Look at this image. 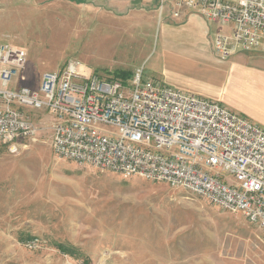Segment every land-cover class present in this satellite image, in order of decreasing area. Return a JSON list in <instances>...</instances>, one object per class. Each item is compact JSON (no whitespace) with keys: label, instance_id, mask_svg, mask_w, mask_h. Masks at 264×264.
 <instances>
[{"label":"rangeland","instance_id":"374dc122","mask_svg":"<svg viewBox=\"0 0 264 264\" xmlns=\"http://www.w3.org/2000/svg\"><path fill=\"white\" fill-rule=\"evenodd\" d=\"M75 13L0 0V43L28 54L22 86L70 61L125 82L118 73L163 70L159 34L124 37L96 19L76 30ZM30 116L41 126L37 137L15 152L0 145V264H264V232L245 217L165 183L60 158L49 117Z\"/></svg>","mask_w":264,"mask_h":264},{"label":"built area","instance_id":"2783aa9c","mask_svg":"<svg viewBox=\"0 0 264 264\" xmlns=\"http://www.w3.org/2000/svg\"><path fill=\"white\" fill-rule=\"evenodd\" d=\"M156 9L161 21L228 28L212 41L222 62L264 45V0H156ZM26 65L24 50L0 43V145L15 152L41 130L31 112L47 115L60 158L183 189L264 230V130L247 117L147 79L143 68L125 82L70 61L32 89L18 86Z\"/></svg>","mask_w":264,"mask_h":264},{"label":"crops","instance_id":"0c3cea01","mask_svg":"<svg viewBox=\"0 0 264 264\" xmlns=\"http://www.w3.org/2000/svg\"><path fill=\"white\" fill-rule=\"evenodd\" d=\"M62 8H67L68 14L80 12L79 15L75 13L76 22L71 25L76 30L89 31L91 22L96 19L112 25L124 37L135 39L137 31L144 29L159 34L165 65L162 71L146 78L152 76L165 87L219 103L264 130V45L256 53L240 54L222 62L214 54L212 41L217 33L227 32L228 28L208 24L198 17L161 21L156 0H36V9L47 10L50 14ZM17 48L22 49L21 46ZM26 69L27 65L21 78H29ZM43 74L38 76L36 83L22 86L18 82V86L38 89Z\"/></svg>","mask_w":264,"mask_h":264},{"label":"trees","instance_id":"16d2710c","mask_svg":"<svg viewBox=\"0 0 264 264\" xmlns=\"http://www.w3.org/2000/svg\"><path fill=\"white\" fill-rule=\"evenodd\" d=\"M131 73L130 72H122V73H118V76H122V77H131ZM62 252H64V253H67L68 251L67 250H65L63 247H61V248H59Z\"/></svg>","mask_w":264,"mask_h":264}]
</instances>
